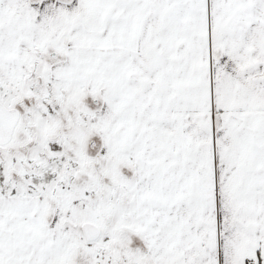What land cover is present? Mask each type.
I'll use <instances>...</instances> for the list:
<instances>
[{"label":"snow or ice","instance_id":"obj_1","mask_svg":"<svg viewBox=\"0 0 264 264\" xmlns=\"http://www.w3.org/2000/svg\"><path fill=\"white\" fill-rule=\"evenodd\" d=\"M0 264H264V0H0Z\"/></svg>","mask_w":264,"mask_h":264}]
</instances>
